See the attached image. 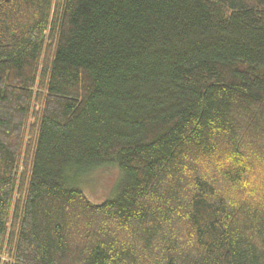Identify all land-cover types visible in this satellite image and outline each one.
Returning <instances> with one entry per match:
<instances>
[{"label":"trees","instance_id":"1","mask_svg":"<svg viewBox=\"0 0 264 264\" xmlns=\"http://www.w3.org/2000/svg\"><path fill=\"white\" fill-rule=\"evenodd\" d=\"M0 264H264V0H0Z\"/></svg>","mask_w":264,"mask_h":264},{"label":"rangeland","instance_id":"2","mask_svg":"<svg viewBox=\"0 0 264 264\" xmlns=\"http://www.w3.org/2000/svg\"><path fill=\"white\" fill-rule=\"evenodd\" d=\"M97 187H92L90 190V198L94 202H101L107 195V191L110 188L113 178L116 177L114 171H107L106 174L102 173Z\"/></svg>","mask_w":264,"mask_h":264}]
</instances>
